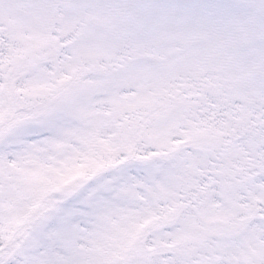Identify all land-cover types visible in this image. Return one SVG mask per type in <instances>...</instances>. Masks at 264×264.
<instances>
[{
  "label": "snow or ice",
  "instance_id": "1",
  "mask_svg": "<svg viewBox=\"0 0 264 264\" xmlns=\"http://www.w3.org/2000/svg\"><path fill=\"white\" fill-rule=\"evenodd\" d=\"M0 264H264V0H0Z\"/></svg>",
  "mask_w": 264,
  "mask_h": 264
}]
</instances>
